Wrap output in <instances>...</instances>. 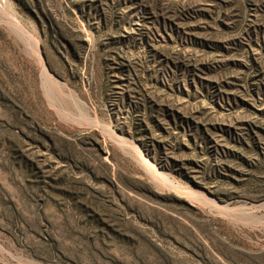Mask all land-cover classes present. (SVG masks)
I'll use <instances>...</instances> for the list:
<instances>
[{"label":"rangeland","instance_id":"obj_1","mask_svg":"<svg viewBox=\"0 0 264 264\" xmlns=\"http://www.w3.org/2000/svg\"><path fill=\"white\" fill-rule=\"evenodd\" d=\"M0 264H264V0H0Z\"/></svg>","mask_w":264,"mask_h":264},{"label":"bare ground","instance_id":"obj_2","mask_svg":"<svg viewBox=\"0 0 264 264\" xmlns=\"http://www.w3.org/2000/svg\"><path fill=\"white\" fill-rule=\"evenodd\" d=\"M30 38V37H29ZM30 40V39H29Z\"/></svg>","mask_w":264,"mask_h":264}]
</instances>
